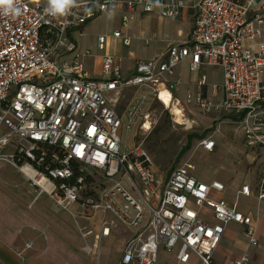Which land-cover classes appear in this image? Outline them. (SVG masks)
Masks as SVG:
<instances>
[{"label": "built area", "instance_id": "obj_1", "mask_svg": "<svg viewBox=\"0 0 264 264\" xmlns=\"http://www.w3.org/2000/svg\"><path fill=\"white\" fill-rule=\"evenodd\" d=\"M264 0H76L66 14H52L38 0H22L18 17L0 15V160L15 167L36 189L35 200L47 195L53 208L70 213L86 254H99L102 240L122 224L131 229L117 264H248L244 253L223 263L214 251L224 226H243L250 246L258 245L251 216L213 198L223 192L219 181L203 182L185 162L159 175L149 153L140 145L125 148L121 130L129 129L115 103L127 87H147L159 100L161 90L170 95L179 85L177 66L189 59L190 71L209 65L221 68V99L203 94L206 76L200 73L198 90L186 102L200 111L223 110L242 129L243 142L264 155ZM113 4L124 7L126 27L136 9L162 18H180L192 12L188 38L170 45L163 57L134 61L133 73L122 77L123 58L105 53L107 35H98L101 78H92L83 57L73 53L72 29L83 26ZM46 35L51 38L44 39ZM111 36L130 44L120 29ZM217 89V87H215ZM160 101V100H159ZM144 117L142 127H145ZM150 124H148L149 126ZM211 152L214 140L200 141ZM10 148L12 152H5ZM30 173L32 176H29ZM99 180L96 183V180ZM238 194L264 200V173L254 192L248 184ZM207 209L215 222L200 216ZM103 213L99 231L81 226L77 216ZM161 252L173 260H160ZM0 264H4L0 261Z\"/></svg>", "mask_w": 264, "mask_h": 264}, {"label": "crops", "instance_id": "obj_2", "mask_svg": "<svg viewBox=\"0 0 264 264\" xmlns=\"http://www.w3.org/2000/svg\"><path fill=\"white\" fill-rule=\"evenodd\" d=\"M41 4L45 6H49V0H38ZM109 15L112 16L114 19L116 18L118 21V27L116 29H120L124 34L130 37V44L132 36L129 35L127 32L129 30V22L135 18H137V23H140L143 20L148 19H158L161 21L162 24L168 23L171 26L174 25L175 28V37L170 38L166 42L165 49L157 56V53L154 55H148L147 57L136 54L132 50H128L127 53L123 56H120L119 53H116V49L111 45V42L115 44H119L121 47L125 46L122 42L118 39L113 38L111 35H107L106 40V47L105 53L111 54L113 56H120L123 58V62L121 64L122 69V77L128 78L133 73V66L134 61L138 59H146L150 60L156 57H163L166 54L167 48L176 43L184 42L192 29L193 20H192V12L188 9H184L180 18H174L173 22L171 20H167L168 18H162L154 13H145L141 9H136L133 13V18L128 22L126 27L121 26V17L125 14L124 7L120 4H113L111 9L108 13H101L93 18L91 21L97 19L102 15ZM166 20V21H165ZM89 22H87L81 30L72 29L69 32V36L75 41L76 49L73 53L64 55L61 59H71L75 54H83L85 51H90L91 56L83 57V64L85 70L92 78L99 79L101 78V52L97 50L96 47V40L97 36L101 35L98 34L94 37L93 43L94 47L88 46L85 43L81 42V39L86 36V34L90 33V26ZM190 25L189 33L184 40H176L180 36H182L183 31L187 26ZM168 26V25H167ZM113 30V31H114ZM112 31V32H113ZM112 34V33H111ZM149 37H145L143 40L144 44H148ZM130 44L128 46H130ZM125 46V47H128ZM187 72L189 73L188 77H184L181 75L180 67L181 63L176 68V73L179 78V85L175 92L173 93V98L171 101L172 105H180L181 102H186V95L187 94H194L198 90L197 80L199 78L200 73L205 74L206 76V85L203 87V94L211 99L212 101H219L221 99V90L220 86L224 82V74L221 68L219 70V77H210L205 73V67H211L209 65L202 66L201 69L198 71H190L189 69V59L184 60ZM193 74V76H191ZM264 84V79L263 82ZM217 87V89H215ZM138 88V87H137ZM142 88V87H139ZM147 88V87H146ZM178 103V104H177ZM187 103V102H186ZM192 104V103H189ZM261 107L264 109V88L262 91V99H261ZM195 106L194 104H192ZM226 113L228 120L224 121V124L232 123L233 122V115L227 113L223 110H216V111H208L207 113ZM239 129V139L231 138L230 136L223 140V146L219 147L218 154L221 155L223 164L219 166L222 167L224 174L222 175L221 179L212 178L211 180L205 179L203 177L198 178L194 173V167L191 170L193 175L196 176L199 180L210 183L212 181H219L225 186V190L223 192H213L212 196L216 200H224L228 204H233L235 201L238 203V209L243 212L244 214H248L252 217L256 224V237L258 240L259 245L250 246L243 235V226L236 224L234 222H230L224 226V231H232L234 229H239L240 233H235V235L239 236L236 238L237 247L235 249L227 250V240L229 236H225V238L221 239V243L219 242L217 248L214 251V259L219 262H229L233 259L238 258L240 255L246 253L249 256V263L248 264H264V200L257 201L253 195L250 197H245L243 195L238 194L241 186L248 184L251 191L254 192L256 190V186L264 173V155L261 150L259 149H251L248 148L243 142V134L242 129L238 126ZM219 130H217L218 132ZM212 138V137H211ZM213 139V138H212ZM214 140V139H213ZM238 144H240L238 146ZM216 147V141L214 140V151ZM7 150V149H6ZM5 150V152H6ZM250 151L256 154L255 158L257 157L256 170L253 172H248L245 170H241L238 172L237 167H233L231 165L230 156L237 155V151L241 153L244 151ZM205 151V150H204ZM206 152V151H205ZM206 152V153H211ZM249 154V153H248ZM243 155L240 158V162L243 161ZM159 174V173H158ZM161 175V174H159ZM162 176V175H161ZM164 175L162 177H166ZM25 178V177H24ZM30 187H33L29 184ZM34 189V188H33ZM29 194V193H28ZM42 196V195H41ZM40 196L37 198V200ZM35 200V201H37ZM4 203L0 204V261L4 264H117L120 260V257L123 253L125 243L131 236L132 232L131 229L122 225L117 224L115 227L111 229V232L108 237L102 240L101 249L99 254H89L90 257H85L74 253L73 251H69L63 254L60 253L63 249L66 248V242L63 240L65 239V232L64 226L65 223L62 220H57V236L51 232V227H54L49 223V221H45V223H40L35 219V217L30 214L25 209L26 203H21L20 201H14L11 199L3 200ZM32 203L31 208L33 207V213L39 216V212L43 211L44 206H37L34 207ZM30 208V209H31ZM58 212L63 211L62 209H55ZM96 214H101V219L99 220L101 224V220L104 217H110L109 215L103 213H95L88 217H84L86 221H92ZM42 215V214H40ZM46 216V214L44 213ZM200 216L210 222L213 223L215 220L211 216L210 212L207 209H202L200 211ZM41 217V216H40ZM42 218V217H41ZM79 223V221H78ZM89 223V222H88ZM80 224V223H79ZM86 226V225H83ZM55 228V227H54ZM89 228V227H88ZM100 229V228H99ZM97 229L96 231H99ZM79 235V234H78ZM80 237V235H79ZM76 245L79 249H82L83 242L82 240H77V237L74 238ZM81 243H80V242ZM81 245V246H80ZM63 247V248H62ZM64 252V250H63ZM56 254L61 255L63 257L57 258ZM67 256V258H66ZM160 260L162 262L173 260L172 254H167L165 252H161ZM187 264H198L197 259L194 256L190 257V260Z\"/></svg>", "mask_w": 264, "mask_h": 264}, {"label": "rangeland", "instance_id": "obj_3", "mask_svg": "<svg viewBox=\"0 0 264 264\" xmlns=\"http://www.w3.org/2000/svg\"><path fill=\"white\" fill-rule=\"evenodd\" d=\"M262 8L264 11V3ZM167 20H171L172 23L174 19ZM166 22L162 24L161 21L154 18L143 20L140 24L137 23V18H135L129 22L130 27L127 31L132 36L130 46L121 47L118 43L115 44L113 42H111V45L113 46L114 44L113 47L120 56L125 55L128 50H132L136 54L145 57L156 53L158 56L165 49L166 42L170 38L175 37V24L171 26L168 24L169 22ZM88 24L90 26V33L86 34L81 39V42L92 48L94 47L93 39L96 35H111L112 31L118 27L117 19L106 14ZM189 28L190 25L185 28L182 36L176 40H184L189 33ZM145 37H149L148 44L143 43L142 39ZM185 64V61L181 63L180 72L182 76L188 77L189 73L187 72ZM204 71L212 78L219 77L218 67H205ZM178 107L181 108L183 114L181 124L176 123L177 117L173 113L172 106L166 107L163 105L162 102L153 96L149 88L127 87L122 90L117 97L115 108L123 118V122L130 124L129 129L123 127L121 130L123 145L125 148H131L133 145L140 144L149 153L155 171L162 176L167 175L176 166L188 162L195 166L194 173L198 178L203 177L208 180L212 178L221 179L224 172L222 167L219 168L223 164L222 157L218 154L219 147L223 146V140L229 136L239 139L238 125L235 123L224 124V121L228 120V116L223 112H202L196 106L186 102H181ZM145 116H148L146 123L150 124L149 129L142 127ZM217 130L219 131L217 132ZM209 136L216 141V147L213 152L206 153L201 148L200 141ZM6 152H12V150L8 148ZM242 155L244 159L240 162ZM255 156L256 154L248 150L242 153L237 151V155L230 156L232 168L237 167L238 172L242 169L247 171V173L254 172L255 170L257 172L258 166L255 161L257 157L255 158ZM95 182L98 183L99 180L97 179ZM29 184L30 182L15 167L0 160V204H3V200L6 199L26 203L25 209L38 222L45 223L47 220L55 227H51V232L55 234V237L58 235L56 221L59 219L61 221L63 220L65 223L64 232L66 237L63 240L66 242V248L63 249L64 252L62 250L60 253L64 254L65 251H73L79 255L90 257L91 255L79 249L75 243L77 242L74 239L75 237H77V240L81 238L78 235V229L70 213L65 210L59 212L55 210L52 200L47 195H42L35 201L36 189L30 187ZM33 201H35L33 204L34 207L44 206L43 211L39 212V216L33 213V207L31 208ZM77 217H79L77 221H79L81 226L86 225L94 231L100 228L99 220L102 217L101 214H96L91 222L82 219L84 218L82 216ZM237 232L240 233V230L225 231L222 239L227 235L230 239H226L227 245L225 248L227 250H233L237 247L236 238L239 237L235 235ZM257 247L253 246V248ZM56 257L59 260L60 258L63 259L58 254H56Z\"/></svg>", "mask_w": 264, "mask_h": 264}, {"label": "clouds", "instance_id": "obj_4", "mask_svg": "<svg viewBox=\"0 0 264 264\" xmlns=\"http://www.w3.org/2000/svg\"><path fill=\"white\" fill-rule=\"evenodd\" d=\"M76 0H49V9L52 14H66V11L75 4ZM22 0H0V15L18 17L22 12Z\"/></svg>", "mask_w": 264, "mask_h": 264}, {"label": "bare ground", "instance_id": "obj_5", "mask_svg": "<svg viewBox=\"0 0 264 264\" xmlns=\"http://www.w3.org/2000/svg\"><path fill=\"white\" fill-rule=\"evenodd\" d=\"M160 102H162L163 105H165L166 107H171L172 106V110H173V113L176 115V123L178 124H181L182 123V120H181V117L183 116L182 114V111H181V108H179L177 105H172L171 104V101H170V95L167 91L165 90H161L160 92ZM178 104V103H177ZM185 120V119H184ZM185 122V121H184ZM149 124V123H148ZM148 124L146 123L145 124V127L147 129H149V126ZM29 176H32L30 173H28Z\"/></svg>", "mask_w": 264, "mask_h": 264}, {"label": "trees", "instance_id": "obj_6", "mask_svg": "<svg viewBox=\"0 0 264 264\" xmlns=\"http://www.w3.org/2000/svg\"><path fill=\"white\" fill-rule=\"evenodd\" d=\"M49 37L51 38V35H46L45 37H44V39H49ZM188 146H189V143H188ZM187 146V147H188Z\"/></svg>", "mask_w": 264, "mask_h": 264}]
</instances>
